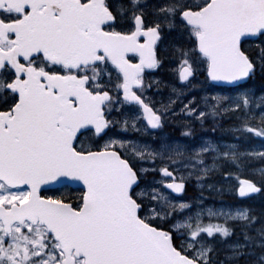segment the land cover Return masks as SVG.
Segmentation results:
<instances>
[{
	"label": "snow or ice",
	"instance_id": "snow-or-ice-1",
	"mask_svg": "<svg viewBox=\"0 0 264 264\" xmlns=\"http://www.w3.org/2000/svg\"><path fill=\"white\" fill-rule=\"evenodd\" d=\"M0 264H264V0H0Z\"/></svg>",
	"mask_w": 264,
	"mask_h": 264
}]
</instances>
